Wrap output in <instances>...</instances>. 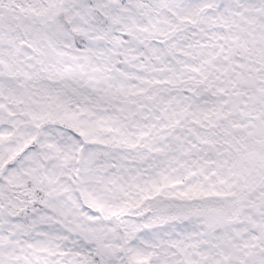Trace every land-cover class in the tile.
<instances>
[{"label": "snow or ice", "instance_id": "1", "mask_svg": "<svg viewBox=\"0 0 264 264\" xmlns=\"http://www.w3.org/2000/svg\"><path fill=\"white\" fill-rule=\"evenodd\" d=\"M0 264H264V0H0Z\"/></svg>", "mask_w": 264, "mask_h": 264}]
</instances>
